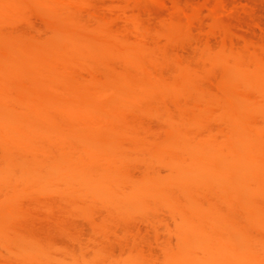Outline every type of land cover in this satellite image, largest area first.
<instances>
[{
  "label": "bare ground",
  "instance_id": "obj_1",
  "mask_svg": "<svg viewBox=\"0 0 264 264\" xmlns=\"http://www.w3.org/2000/svg\"><path fill=\"white\" fill-rule=\"evenodd\" d=\"M89 3L0 0V264H264V43L183 57L197 6L165 18L160 43L128 13L82 25ZM30 11L53 21L46 38L9 33ZM37 208L75 245L33 228ZM137 220L163 232L156 252Z\"/></svg>",
  "mask_w": 264,
  "mask_h": 264
},
{
  "label": "rangeland",
  "instance_id": "obj_2",
  "mask_svg": "<svg viewBox=\"0 0 264 264\" xmlns=\"http://www.w3.org/2000/svg\"><path fill=\"white\" fill-rule=\"evenodd\" d=\"M132 0H90V3L88 4V5H85V6H83V7H81L80 9H79V12H78V18H80V22L82 23V20L85 22V23H87V25L84 23H82V25H86V26H92L93 24H94V21H96V19L97 18H99V17H107V18H109L110 19V21H111V25H112V27L114 28H118V29H122V28H125L126 26H128V23L126 22V21H124L125 20V16L127 15V13H128V15L127 16H129V15H134V16H136L137 18H138V20H139V22L141 23V25L143 26V27H145L143 24H145L146 23V25H148V27L146 26L145 28L146 29H148V34L150 35V37H149V35L147 34V36L145 37V39L144 40H146L147 42H150V40H153L152 38H154V40H155V38H156V40L157 41H159L160 43H162V42H164L163 41V37L162 36H159L157 33V31H159L161 28H163L164 27V25L166 24L165 23V20H166V22H168L172 17H174L175 15L177 16L178 14L180 15V14H182L183 12H188V10L189 11H191V9L193 8V7H198V11L196 12V14H195V16H193L194 18H191V20H190V23H188V28L186 29V33L188 34L187 36H186V38L183 40V42L182 43H180V44H178V45H176V47H175V45L173 46V49H174V51H176L177 52V54L179 55H181V56H183L184 57V55L186 56V57H188V55H189V57L190 56H192V55H194L195 53H200L203 49V47H206V46H209L210 48H212L213 49V47H214V49L215 48H217L218 47V45L220 44L219 42H218V40L221 42L223 39H227L228 41L229 40H231V43H232V46H233V48H235V49H241V45H243V43H245V45H246V47H247V42L246 41H250V43H252L251 44V46H249L248 45V47H250V48H252V47H254V48H252V49H256L260 44H262V43H264V1L262 0V4H260L261 3V1H259V0H223L224 1V3H223V6H225V7H223V8H220V9H217V10H212V9H210V6H208V5H206V4H204V1L205 0H189L191 3H189V1L188 0H176V1H174V0H164L163 2H162V0L160 1V2H153L152 0H148V1H145V0H140V1H138V2H134V1H132ZM174 1V2H173ZM188 1V2H187ZM239 1V2H238ZM250 1V2H249ZM252 1V2H251ZM259 1V2H258ZM168 2V3H167ZM232 2H233V4H232ZM236 2H238V3H236ZM242 2V3H241ZM245 4H244V3ZM247 2V3H246ZM256 2V3H255ZM258 2V3H257ZM137 3H138V5H137ZM165 4V6H164V4ZM194 3V4H193ZM196 3V4H195ZM231 3V4H230ZM133 4H135V5H133ZM141 6H140V5ZM162 4V5H161ZM176 4V5H175ZM181 4V5H180ZM189 4H190V6H189ZM197 4H199V5H197ZM224 4H226V5H224ZM255 4V5H254ZM169 5V6H168ZM171 5V6H170ZM172 5L174 6V8L172 7ZM178 5H180V6H178ZM188 6L187 7V10H185L184 11V9L182 10V8L184 7V6ZM229 5L231 6L230 8H229ZM239 6V9H238V6ZM252 7H251V6ZM254 5V6H253ZM124 6H126L125 8H124ZM166 6H168V7H166ZM178 7V8H176V7ZM182 6V7H181ZM227 6V7H226ZM244 6V7H243ZM258 6V7H257ZM120 7V8H119ZM122 7H123V10H121L122 9ZM140 7H143V8H141V10L139 9ZM205 7H208L207 8V10H208V12H209V14L206 12V9L204 10L203 8H205ZM233 7V8H232ZM242 7H243V9H242ZM245 7H246V9H245ZM248 7V8H247ZM251 7V8H250ZM137 8V9H136ZM168 8V9H167ZM180 8V9H179ZM185 9H186V7H184ZM201 9V12H200V9ZM250 8V9H249ZM253 8V10H251ZM147 9H148V11H147ZM170 9V11H168ZM173 9V10H172ZM174 9H175V11H176V13H174L175 11H174ZM179 9V10H178ZM241 9V10H240ZM245 9V10H244ZM171 10H172V12H171ZM181 10V11H180ZM240 10V11H239ZM246 10H247V12H246ZM119 11H122V12H119ZM133 11H134V13H133ZM137 11V12H136ZM178 11H179V13H178ZM220 11V12H219ZM236 11H237V13H236ZM253 11V12H252ZM144 12H146V13H144ZM170 12L172 13L171 15H170ZM181 12V13H180ZM221 12H222V14H221ZM242 12V13H241ZM30 13H31V15H29L28 16V14H27V18L26 19H22V20H19V21H16L15 23H11V24H9V26H12V29L11 28H8V24H6L7 25V27H5V29H7L6 31H5V29H4V26H3V31L4 32H9L8 31V29L9 30H12V31H10L9 33H14V28L16 29V30H19V29H22V30H24L23 32H22V30H19V31H21V33L20 32H18V33H16V34H22V37H24V34H27L24 38H26V39H32V38H37V39H42L41 37H39L40 35L42 36H44V38H46L48 35H49V33H50V26H49V32H47L48 31V25H51L50 23H53V21L51 22V20L49 21V19L47 20V18H45L44 16L42 17H40V13L39 12H35V11H30ZM124 13H126L125 14V16L123 15ZM141 13V14H140ZM168 13V14H167ZM178 13V14H177ZM227 13V14H226ZM230 13H231V15H232V17H230L231 15H230ZM236 13V14H235ZM239 13V14H238ZM251 13V14H250ZM39 14V17L37 16ZM119 14V15H118ZM120 14H122V15H120ZM149 14V15H148ZM199 14H201V15H199ZM225 14V15H224ZM238 14V15H237ZM245 14V15H244ZM253 14V15H252ZM148 15V16H147ZM151 15V16H150ZM197 15V16H196ZM225 17H224V16ZM244 15V16H243ZM81 16V17H80ZM95 18H94V17ZM123 16H124V19H123ZM141 16V17H140ZM150 16V17H149ZM167 16V17H166ZM221 16V17H220ZM226 16H227V18H226ZM249 16V17H248ZM250 16H252V17H250ZM145 17H147V18H145ZM170 17V19L169 20H167V19H165V18H169ZM215 17V18H214ZM220 17V18H219ZM233 17H235V18H239V20H235L234 21V19L235 18H233ZM248 19H246V18ZM42 18V19H41ZM222 18V19H221ZM226 18V19H225ZM243 18H245V19H243ZM254 18V19H253ZM44 19H46V21H49V24L46 26V25H44L43 23H45L46 21H44ZM82 19V20H81ZM147 21H146V20ZM162 19V20H161ZM197 19V20H196ZM216 19V20H215ZM241 19V20H240ZM90 22H89V21ZM143 20V21H142ZM220 20V21H219ZM223 22H222V21ZM224 20H226L227 22H224ZM245 20V21H244ZM247 20V21H246ZM257 20V21H256ZM44 21V22H43ZM162 23V25L160 24V22ZM193 21V22H192ZM195 21V22H194ZM199 21V22H198ZM216 21V22H215ZM219 21V22H218ZM236 21H238V23H239V25H238V23L236 22ZM249 21V22H248ZM251 21V22H250ZM91 22H93L92 23V25L90 24L89 25V23H91ZM163 22L165 23V24H163ZM192 22V23H191ZM253 22H254V24H255V26L254 25H252L253 27H251L250 25L251 24H253ZM258 22V23H257ZM195 23V24H194ZM232 23H234L233 25L235 26L236 25V27H234L233 25H232ZM236 23V24H235ZM242 23V24H241ZM45 24H47V22L45 23ZM126 24V25H125ZM200 24V25H199ZM219 24V25H218ZM225 24V25H224ZM226 24H229V25H226ZM241 24V25H240ZM244 24V25H243ZM247 26H246V25ZM257 24V25H256ZM260 24V25H259ZM5 25V26H6ZM46 27H44V26ZM123 25V26H122ZM160 25V26H159ZM191 25V26H190ZM216 25V26H215ZM238 25V26H237ZM249 25V26H248ZM150 26H151V28H150ZM152 26H155V28L154 27H152ZM190 26V27H189ZM195 26V27H194ZM241 26H243L242 28H246V31L243 29V30H241ZM45 29H47V30H44V28ZM159 29H158V28ZM192 27V28H191ZM229 28V30H228V28ZM231 27H233V28H231ZM251 27V28H250ZM255 27V28H254ZM154 28V29H153ZM158 30H157V29ZM191 28V29H190ZM215 28V29H214ZM219 28V29H218ZM225 28H227V30H225ZM235 28H237V29H235ZM70 29H73V28H70ZM154 30V32H152L153 30ZM216 29H217V31H216ZM43 30V31H42ZM76 31L77 30V28L75 29V27H74V29H73V31ZM151 30V31H150ZM155 30H156V33H155ZM213 30H215V31H213ZM219 30V31H218ZM221 30V31H220ZM223 30V31H222ZM231 30H233L234 32L232 33V31ZM70 31V30H69ZM68 30H67V32H69ZM225 31H227L228 33H226ZM231 32V34H230V32ZM33 33L31 36L32 37H30V35L28 34V33ZM38 32H39V36H38ZM70 32H72V31H70ZM150 32H151V34H150ZM220 33L221 32V35L219 34H216V33ZM225 32V33H224ZM236 32V33H235ZM239 34H238V33ZM66 33V32H65ZM152 33H154V34H152ZM243 33H245V34H243ZM36 36H35V35ZM159 36H157V35ZM223 34H225L226 36L228 35L229 36V38H228V36L226 37L225 35H223ZM235 34H237L236 36L237 37H239V38H237L236 36H234ZM234 37H232V36ZM35 36V37H34ZM131 38H134V36L133 35H129ZM222 38L221 40H220V38ZM231 36V37H230ZM241 36V37H240ZM244 36V37H243ZM250 36H251V38L252 37H254V38H250ZM261 36V37H260ZM28 37V38H27ZM39 37V38H38ZM159 39H158V38ZM199 37H200V39H199ZM247 37V38H246ZM259 37V38H258ZM35 38V39H36ZM148 38H151V39H148ZM194 38V39H193ZM198 38V39H197ZM202 38V39H201ZM204 38V39H203ZM206 38V39H205ZM246 38V39H245ZM258 38V39H257ZM263 39V41H262V39ZM198 40V42L196 41V40ZM246 40V41H243V40ZM247 39H249V40H247ZM255 39V40H254ZM186 40V42H184ZM189 40H191V41H189ZM194 40H195V42H194ZM199 40H200V42H199ZM201 40H204V44H203V41H201ZM206 40H208L207 42H206V46H204L205 45V41ZM235 40V41H234ZM261 42H260V41ZM209 42V43H208ZM217 42V43H216ZM227 42V41H226ZM230 42V41H229ZM234 42H235V45H233L234 44ZM257 42V44H255V43ZM258 42H260V43H258ZM194 43V44H193ZM196 43H198V44H196ZM208 43V44H207ZM219 43V44H218ZM228 43V42H227ZM183 44V45H182ZM211 44H213V45H211ZM217 44V45H216ZM229 44V43H228ZM253 44H255V45H258L257 47L255 46V45H253ZM180 45V46H179ZM196 45V46H195ZM203 46L202 48L200 47V46ZM215 45V46H214ZM245 45H243L242 46V49L243 48H245L244 46ZM193 46V47H192ZM239 47V48H238ZM192 48V49H191ZM194 48H195V50H194ZM197 49H198V51H197ZM202 49V50H201ZM193 50V51H192ZM190 51V52H189ZM195 51V52H194ZM197 51V52H196ZM187 52H189V53H187ZM165 72V71H164ZM155 124H156V122H154ZM166 215L164 214L163 215V217H165ZM32 218L31 219H29L28 221H30V224L32 225V227L33 228H35V229H42V230H50V232H52V234L54 235H52L51 233V235L54 237V238H52L55 242H57V243H59L60 244V242H62V241H64V242H62L61 243V245H63V244H66V245H68L69 244V246L68 247H70L71 245L70 244H74L75 245V242L71 239V238H68L69 236H67V237H65L64 236V234L65 233H63V232H60L59 230H57V229H54V228H52L51 226H52V224H51V222H49L50 220L48 219V215H47V212L45 211V210H43V209H40V208H37V209H33L32 210V216H31ZM74 220H76L75 222H74ZM24 221V220H23ZM138 221V220H137ZM135 221L134 223L136 224V228H139L138 229V231L139 230H141V231H143V233H141V231H140V233H138L139 235L140 234H143V235H138L137 237H138V239L137 240H140L138 243L140 244V246H142L143 245V243L144 242H146V240H148V242H146L147 244H145L146 245V247H144V245H143V249L144 250H146V251H148V250H150V251H153V252H156L157 251V247H155V245H156V243H158L159 242V240L161 239L160 238V236L161 237H163L164 236V234H163V232L162 231H159V232H161L163 235H161V233H157L158 235H157V237H158V241L156 240V239H154V241H152V238L154 237L153 236V234L154 233H152L153 232V230L152 229H150L151 227L149 226V229H148V224H146L147 225V227H146V225H145V222H143V221ZM25 222V221H24ZM73 222V223H72ZM72 222H71V224H73V225H70L69 226V229L72 231V233H74V234H76V235H78L79 236V238H81L82 240L83 239H87L86 237H88L89 236V227H88V224H85V223H87L86 221H84V220H82V219H78V218H74L73 220H72ZM141 222H143L144 224V227L143 228H145V230L143 229L142 230V227H140L141 225H142V223ZM75 223V224H74ZM47 224V225H46ZM134 224V225H135ZM138 224V225H137ZM40 225H41V227H40ZM76 225L78 226V228L80 229H78V228H76L77 230H79L78 232H77V230L75 229L74 230V228L76 227ZM86 225V226H85ZM142 225V226H143ZM46 226V227H45ZM137 226H139V227H137ZM48 227V229H45V228H47ZM88 227V228H87ZM44 228V229H43ZM83 228V229H82ZM141 228V229H140ZM53 229V230H52ZM84 229H87V230H84ZM52 230V231H51ZM82 230H83V233H81L82 232ZM150 231V233H149V231ZM55 231V232H54ZM70 231V232H71ZM85 231H87V232H85ZM144 231H146V232H144ZM152 231V232H151ZM85 232V233H84ZM148 232V233H147ZM81 233V234H80ZM147 233V234H146ZM63 234V235H62ZM83 234V236H81ZM84 234H86L87 236H85V238H84ZM145 234V235H144ZM66 235V234H65ZM51 236V237H52ZM81 236V237H80ZM142 236V237H141ZM143 236H144V238H143ZM83 237V238H82ZM147 237V238H146ZM151 238V239H150ZM57 239V240H56ZM149 239L151 240V242L149 241ZM60 242H59V241ZM85 240H83V241H85ZM142 241H144V242H142ZM70 242H72V243H70ZM153 242H156L155 244H151V243H153ZM149 243V244H148ZM65 245V246H66ZM152 245V246H151ZM150 248H149V247ZM157 246V245H156ZM148 247V248H147ZM155 249V250H154ZM0 252H2V255H0V257H4V258H0V260H2L3 262H4V260H6V258H5V256L6 255H4V253L6 254V252L3 250V249H1L0 248ZM3 251H4V253H3ZM4 259V260H3ZM1 261V262H2Z\"/></svg>",
  "mask_w": 264,
  "mask_h": 264
}]
</instances>
